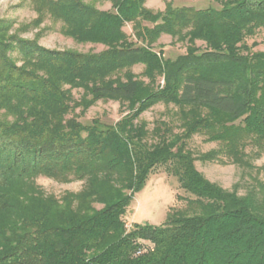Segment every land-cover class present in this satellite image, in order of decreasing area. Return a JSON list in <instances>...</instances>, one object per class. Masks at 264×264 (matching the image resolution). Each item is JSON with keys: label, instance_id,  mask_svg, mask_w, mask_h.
<instances>
[{"label": "trees", "instance_id": "16d2710c", "mask_svg": "<svg viewBox=\"0 0 264 264\" xmlns=\"http://www.w3.org/2000/svg\"><path fill=\"white\" fill-rule=\"evenodd\" d=\"M105 1L109 10L32 0L37 27L49 16L65 37L103 46L99 53L48 49L0 20V264H264V181L241 195L239 184L226 190L195 164L225 156L253 170L247 149L264 150V52L246 42L264 29V0H218L220 10L168 3L164 12L147 0ZM163 36L187 42L186 54L156 52ZM99 101L128 113L115 124L74 115ZM160 103L178 109L181 133L141 121ZM197 134L221 147L195 157L188 142ZM158 168L189 196L186 208L160 226L127 227ZM39 177L83 188L58 198Z\"/></svg>", "mask_w": 264, "mask_h": 264}, {"label": "rangeland", "instance_id": "374dc122", "mask_svg": "<svg viewBox=\"0 0 264 264\" xmlns=\"http://www.w3.org/2000/svg\"><path fill=\"white\" fill-rule=\"evenodd\" d=\"M87 3L93 2L100 10H109L111 4L105 0H84ZM168 3L173 8H194L196 10L222 8L218 0H147L146 7L153 12H164ZM38 18L33 9L32 0H0V20H6L14 25V31L19 36L28 40H38L39 44L52 50H76L82 53H99L105 50L100 45H81L63 35V24L54 21L47 16L43 23L37 27L35 24ZM149 27L151 24L145 23ZM125 33L132 41H136L133 25L128 24L124 28ZM255 52H264V29L257 31L255 36L246 40ZM196 46L205 49L203 42H196ZM187 42H178L169 36H163L155 46V51H163L165 59L175 60L181 55L186 54ZM134 74L147 82L143 76L144 66L137 65L132 68ZM159 83L163 85V81ZM74 98L79 100L82 91H73ZM128 111L126 107L119 102L99 101L92 106L84 115L81 109L75 111V116L83 124H90L94 119H98L105 124H115L119 122ZM72 116V115H71ZM141 121L148 124V129L152 131L155 126L161 122L166 123L173 132L181 133L178 109L173 105H164L160 103L141 116ZM150 142L154 139H149ZM206 137L197 134L188 142V149L192 151L195 157L203 153L218 150L221 145L215 142H206ZM258 150L249 147L247 153L254 169L246 170L233 164L231 161L221 156L220 160L213 162L196 161V167L209 181L220 185L226 190H233L239 184V193L246 194L255 180L264 181V150L259 154ZM37 184L48 195H54L58 198L64 196L67 192L78 193L83 188L82 182L62 183L53 179L39 177ZM189 196L180 188L178 181L169 176L163 168L156 169L144 189L138 193L131 207L128 209L125 221L127 227L131 228L134 224H150L160 226L167 220L170 211L185 209ZM101 208V206H98Z\"/></svg>", "mask_w": 264, "mask_h": 264}, {"label": "built area", "instance_id": "2783aa9c", "mask_svg": "<svg viewBox=\"0 0 264 264\" xmlns=\"http://www.w3.org/2000/svg\"><path fill=\"white\" fill-rule=\"evenodd\" d=\"M138 254H141V252H139Z\"/></svg>", "mask_w": 264, "mask_h": 264}]
</instances>
